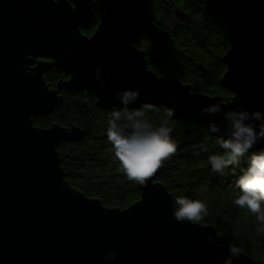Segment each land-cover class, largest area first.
Segmentation results:
<instances>
[{
	"label": "water",
	"instance_id": "water-1",
	"mask_svg": "<svg viewBox=\"0 0 264 264\" xmlns=\"http://www.w3.org/2000/svg\"><path fill=\"white\" fill-rule=\"evenodd\" d=\"M150 1L101 0L105 14L88 36L82 28L95 23L97 0H0V264H255L232 254L214 225L175 215L155 162L138 173L141 197L128 208L89 198L67 182L58 151L81 130L32 122L68 88L86 91L103 108L166 106L174 119L264 151V0H249L226 28L222 83L232 99L196 93L177 74L158 76L146 51L110 22L117 7L163 42ZM51 66L70 76L58 89L43 76Z\"/></svg>",
	"mask_w": 264,
	"mask_h": 264
},
{
	"label": "trees",
	"instance_id": "trees-1",
	"mask_svg": "<svg viewBox=\"0 0 264 264\" xmlns=\"http://www.w3.org/2000/svg\"><path fill=\"white\" fill-rule=\"evenodd\" d=\"M248 1L151 0L163 42L142 32L117 7L110 22L146 51L148 67L158 76L177 74L196 93L232 99L222 83L230 48L226 28ZM97 2L95 23L82 28L88 36L105 14V4ZM43 76L54 89L67 78L55 68ZM58 90L62 101L32 122L81 130V138L58 147L71 186L108 208L125 209L141 197L138 173L155 162L160 167L156 182L172 194L179 219L214 225L227 236L232 254L245 253L264 264V151L244 150L202 124L174 119L166 106L103 108L86 91ZM128 126L135 129L131 135L123 132Z\"/></svg>",
	"mask_w": 264,
	"mask_h": 264
},
{
	"label": "flooded vegetation",
	"instance_id": "flooded-vegetation-1",
	"mask_svg": "<svg viewBox=\"0 0 264 264\" xmlns=\"http://www.w3.org/2000/svg\"><path fill=\"white\" fill-rule=\"evenodd\" d=\"M37 60H45V61H52L51 59H47V58H38ZM53 68H55V69H57V70H61V69H59V68H57V67H55V66H51L47 71H45V72H50ZM61 71H63V70H61ZM45 72H44V74H45ZM63 73L67 76V78H65V79H69L70 78V76L67 74V73H65L64 71H63ZM43 74V75H44Z\"/></svg>",
	"mask_w": 264,
	"mask_h": 264
}]
</instances>
